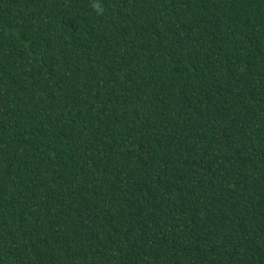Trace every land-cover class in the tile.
<instances>
[{
	"label": "trees",
	"instance_id": "16d2710c",
	"mask_svg": "<svg viewBox=\"0 0 264 264\" xmlns=\"http://www.w3.org/2000/svg\"><path fill=\"white\" fill-rule=\"evenodd\" d=\"M0 264H264V0H0Z\"/></svg>",
	"mask_w": 264,
	"mask_h": 264
}]
</instances>
